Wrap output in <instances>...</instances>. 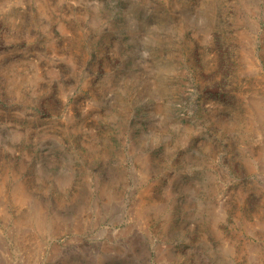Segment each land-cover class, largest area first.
<instances>
[{"label":"rangeland","instance_id":"374dc122","mask_svg":"<svg viewBox=\"0 0 264 264\" xmlns=\"http://www.w3.org/2000/svg\"><path fill=\"white\" fill-rule=\"evenodd\" d=\"M0 198V264H264V0H0Z\"/></svg>","mask_w":264,"mask_h":264},{"label":"bare ground","instance_id":"6f19581e","mask_svg":"<svg viewBox=\"0 0 264 264\" xmlns=\"http://www.w3.org/2000/svg\"><path fill=\"white\" fill-rule=\"evenodd\" d=\"M1 199V198H0ZM17 201H18V199H16ZM1 201V200H0ZM12 202L13 203H15V199H14V195H13V197H12ZM0 205H1V203H0ZM30 205V204H29ZM37 207V206H36ZM35 209V208H34ZM1 210H2V207L0 206V218L2 219V215H1ZM37 211H38V209H37ZM35 215H37V214H35ZM256 247V246H255ZM253 257V256H252ZM253 260V259H252Z\"/></svg>","mask_w":264,"mask_h":264}]
</instances>
